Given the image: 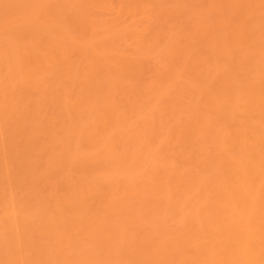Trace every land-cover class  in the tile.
I'll use <instances>...</instances> for the list:
<instances>
[{
  "label": "bare ground",
  "instance_id": "6f19581e",
  "mask_svg": "<svg viewBox=\"0 0 264 264\" xmlns=\"http://www.w3.org/2000/svg\"><path fill=\"white\" fill-rule=\"evenodd\" d=\"M0 264H264V0H0Z\"/></svg>",
  "mask_w": 264,
  "mask_h": 264
}]
</instances>
